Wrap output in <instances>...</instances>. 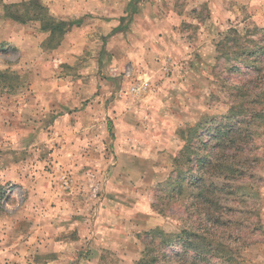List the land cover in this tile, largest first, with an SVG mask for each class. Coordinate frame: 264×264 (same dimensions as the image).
Instances as JSON below:
<instances>
[{"label": "rangeland", "instance_id": "rangeland-1", "mask_svg": "<svg viewBox=\"0 0 264 264\" xmlns=\"http://www.w3.org/2000/svg\"><path fill=\"white\" fill-rule=\"evenodd\" d=\"M29 1L0 0V264H140L154 230L264 264V70L233 61L264 0H37L71 25L57 46L4 16ZM230 125L207 198L197 157Z\"/></svg>", "mask_w": 264, "mask_h": 264}, {"label": "trees", "instance_id": "trees-1", "mask_svg": "<svg viewBox=\"0 0 264 264\" xmlns=\"http://www.w3.org/2000/svg\"><path fill=\"white\" fill-rule=\"evenodd\" d=\"M5 11L6 13L4 16L6 18L21 24H26L31 21L39 22L41 30L49 32L50 40H54L55 46L59 45L61 39L71 27V25L66 22L56 21L48 14L47 9L37 0H30L21 5L5 6ZM231 32L237 33L236 30ZM249 42L251 46L249 48H244L240 54H237L233 61L235 64L239 63L243 65L245 69L248 68L256 73H261L264 70V38L258 39L257 41L249 40ZM236 90L240 89L238 88ZM263 95H258L257 98ZM240 97L241 96H237L236 100ZM235 106H238V103ZM241 116L243 117L242 120L247 117L244 113H242ZM250 117L253 121H256L264 117V115L257 111H251ZM232 118H235V115H233ZM209 132L210 129H207V133ZM209 138L212 141H209L207 144L208 146L205 147L208 148L207 152L209 153L197 157L198 167L203 170L202 175H199L195 179L198 182L195 188L199 190L201 195L205 196L210 193L207 198L214 196V187L212 185H206L209 183L208 175L217 168L218 170L219 168H223V170L226 169V171L231 172L235 166L233 162H227V160L225 162L224 156L220 160L215 159L212 153L215 152L213 149H224L227 146V142H229L231 146H237L240 143V133L232 132V127L230 125L225 128L218 127L216 131H213V135H209ZM209 184L214 185V183L211 182ZM226 184L227 183H223V187ZM148 236H150V239H147L145 243L146 258L143 259L140 264H211L212 259H218L222 261L223 264H235L236 261L233 257V251L228 245H223L222 243L216 242L214 239L203 237L197 233L181 231L178 235L174 236L164 234L160 230H154ZM169 248L180 250L179 252H175L173 256H169L163 251V249Z\"/></svg>", "mask_w": 264, "mask_h": 264}, {"label": "crops", "instance_id": "crops-1", "mask_svg": "<svg viewBox=\"0 0 264 264\" xmlns=\"http://www.w3.org/2000/svg\"><path fill=\"white\" fill-rule=\"evenodd\" d=\"M91 6H85L83 12L93 13Z\"/></svg>", "mask_w": 264, "mask_h": 264}]
</instances>
